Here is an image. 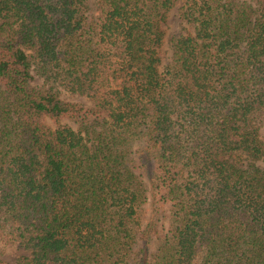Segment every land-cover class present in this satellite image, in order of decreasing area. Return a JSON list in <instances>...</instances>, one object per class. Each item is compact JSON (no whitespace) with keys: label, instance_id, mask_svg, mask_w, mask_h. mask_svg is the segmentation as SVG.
I'll list each match as a JSON object with an SVG mask.
<instances>
[{"label":"trees","instance_id":"obj_1","mask_svg":"<svg viewBox=\"0 0 264 264\" xmlns=\"http://www.w3.org/2000/svg\"><path fill=\"white\" fill-rule=\"evenodd\" d=\"M178 1L0 0V237L27 252L15 264H264V169L222 159L264 156V0H182L192 32L161 71ZM70 114L78 131L45 122ZM149 202L170 208L162 234L143 226Z\"/></svg>","mask_w":264,"mask_h":264},{"label":"rangeland","instance_id":"obj_2","mask_svg":"<svg viewBox=\"0 0 264 264\" xmlns=\"http://www.w3.org/2000/svg\"><path fill=\"white\" fill-rule=\"evenodd\" d=\"M88 5L93 8L96 0H87ZM182 5V0L178 1L173 9H171L165 17V21L162 23V29L165 33L166 44L164 47L165 58L160 66L162 71L167 63L170 61V56L172 54L171 39L176 38L181 35H187L192 32L188 25L181 19L180 8ZM42 83L41 78H36L34 84L39 85ZM60 97L66 102L73 103L79 107L85 109L92 108L91 100L86 96L72 95L65 90L60 89ZM81 118L76 117V114H70L58 122L52 119H45L46 124L51 128L57 127H69L75 131L79 130ZM89 120H92L90 118ZM257 125L259 127V137L264 144V117L257 120ZM222 159L229 161L232 164H236L241 167H249L254 165L256 167L264 169V156L259 159L253 160L247 154H236L235 157L224 156ZM156 210L157 212H155ZM170 208L169 206L156 205L153 206L152 202H149L144 206V214L142 217L143 226L147 225L149 221L154 218L157 223L155 224V229L159 234H162L166 227L168 228L170 223ZM157 241V235L152 239L151 247L155 248ZM27 252L17 245L5 242L0 237V261L4 264H15L16 260L22 256L26 255Z\"/></svg>","mask_w":264,"mask_h":264}]
</instances>
